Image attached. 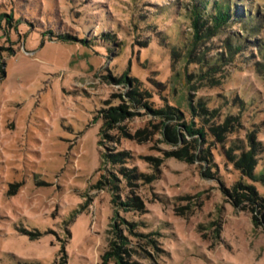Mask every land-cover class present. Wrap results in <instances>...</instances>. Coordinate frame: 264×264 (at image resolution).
Here are the masks:
<instances>
[{"label":"rangeland","instance_id":"obj_1","mask_svg":"<svg viewBox=\"0 0 264 264\" xmlns=\"http://www.w3.org/2000/svg\"><path fill=\"white\" fill-rule=\"evenodd\" d=\"M193 1L0 0V264H264V0Z\"/></svg>","mask_w":264,"mask_h":264},{"label":"trees","instance_id":"obj_2","mask_svg":"<svg viewBox=\"0 0 264 264\" xmlns=\"http://www.w3.org/2000/svg\"><path fill=\"white\" fill-rule=\"evenodd\" d=\"M230 4L225 0H194L193 4H191V7L189 8V20H190V27L192 29V32L190 33V41L188 46H185V56L188 59H191V61H196L197 63H201L203 59L205 60V53L203 51H198L197 48H199L204 42L209 40L211 37L216 36L222 29L225 27H229L231 24V20H238V17L240 13L238 11H231ZM235 15V16H233ZM236 35V34H234ZM238 38L239 35L237 34ZM245 42H241V40L235 41V39H232L230 41L225 39L223 41V48H225L228 59L224 58L223 53H218V56L214 58H206L208 59L207 64L209 65H215L217 61H230L234 56L237 54L238 51L242 50V48L245 46ZM261 54L264 58V48L261 49ZM211 59V61H210ZM259 66L264 67V63H258ZM186 129L189 133L203 136V130L202 129H195L192 128L190 125L186 126ZM244 158L246 159V164L250 161V155H244ZM251 167V166H250ZM248 167V168H250ZM249 171V170H248ZM260 175L264 176V172H261ZM121 205L126 207H138V203H135V200L133 198H127L124 203H121ZM125 211H128L126 209ZM121 224H126L127 226H134L133 223L128 224L124 220ZM130 231H132L130 229ZM118 239L120 240V245L117 244L115 241H109L108 250L102 255V258L104 260V264H107L110 260H113V264H117V261L115 260L116 257H121L119 250L116 249L118 247L121 249L126 245L125 243V237L122 235L116 234ZM116 246V247H115ZM118 260V259H117ZM107 262V263H105Z\"/></svg>","mask_w":264,"mask_h":264}]
</instances>
